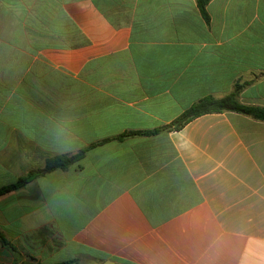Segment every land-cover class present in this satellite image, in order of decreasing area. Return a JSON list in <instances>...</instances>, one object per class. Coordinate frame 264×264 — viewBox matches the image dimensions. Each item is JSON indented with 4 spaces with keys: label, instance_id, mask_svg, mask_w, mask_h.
<instances>
[{
    "label": "crops",
    "instance_id": "1",
    "mask_svg": "<svg viewBox=\"0 0 264 264\" xmlns=\"http://www.w3.org/2000/svg\"><path fill=\"white\" fill-rule=\"evenodd\" d=\"M0 0V264H264V121L171 126L246 83L264 108V0ZM160 130L157 133H151ZM135 135L116 140L129 134Z\"/></svg>",
    "mask_w": 264,
    "mask_h": 264
},
{
    "label": "trees",
    "instance_id": "2",
    "mask_svg": "<svg viewBox=\"0 0 264 264\" xmlns=\"http://www.w3.org/2000/svg\"><path fill=\"white\" fill-rule=\"evenodd\" d=\"M198 8L201 14L209 21V16L207 13V6L211 0H196ZM246 83L236 84L235 89L230 94L222 97V98H214V97H205L192 105L189 109H187L178 119H176L171 126H167L162 128L161 130H170L172 128L176 130L182 129L186 124L190 121L201 117L207 114H215V113H225V112H236L240 114H244L250 116L256 120L264 121V108L256 107V106H247L240 102L239 95L240 92L245 87ZM160 130H156L151 133H157ZM136 133H129L120 137L115 138L116 140H122L123 138L135 135ZM85 154V151H82L73 156H60L54 159L48 160L46 166L42 169H38L35 171H31L27 176L20 178L15 183L4 186L0 188V197L9 194L15 190H18L31 182L32 180L58 169H67L70 165L80 160ZM0 243L3 247L9 249L15 256V259L19 260L21 254L17 250V248L5 238L3 233L0 232ZM76 260L63 263V264H72L75 263ZM16 264V263H15ZM24 264H35V263H24Z\"/></svg>",
    "mask_w": 264,
    "mask_h": 264
}]
</instances>
